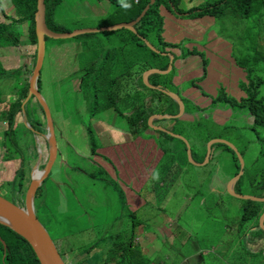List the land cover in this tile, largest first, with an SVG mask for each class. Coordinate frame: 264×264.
Returning a JSON list of instances; mask_svg holds the SVG:
<instances>
[{
	"label": "rangeland",
	"instance_id": "rangeland-1",
	"mask_svg": "<svg viewBox=\"0 0 264 264\" xmlns=\"http://www.w3.org/2000/svg\"><path fill=\"white\" fill-rule=\"evenodd\" d=\"M138 1L135 0V2ZM217 1L180 0L178 9L185 12L190 8H197ZM115 2L117 1L115 0ZM115 2L112 3L110 0H62L51 16L54 24H58V26L49 21L50 29L56 33L74 32L79 29H102L113 26L109 24L114 22L126 23L124 22L126 15L136 14L140 8V6L135 5L129 12H126L122 8L119 9ZM1 3L5 12L13 16L14 11H11L12 5L9 1L1 0ZM164 7L163 5L160 9V14L164 18V33L161 36V41L163 44L168 43L169 45H162L159 39H153L155 34L151 32L149 40L152 42H149L150 46L140 48L135 41V32L126 28L102 33H89L68 39H48L42 71L41 92L44 91L45 96H49V103L54 104L55 107L57 105L59 109L69 107L72 102H67L69 97L65 92L61 93L60 90L64 89L65 83L72 86L74 77L79 78L88 74L87 71L73 74V71L85 68L86 62L82 61L83 59L92 60L93 57L100 55L99 52H103V50L105 53L108 52L110 45H112V55L115 51L122 50L121 53H117L119 56L108 62V72L112 76L139 72L145 65V61L149 62L148 71H166L159 68L171 66L168 57L152 55L150 51L154 50L157 52L156 54L159 52L164 53V55L165 53L170 54L176 58L173 70L168 74L154 73L152 75H158L155 77L158 81V87L165 86L168 91L172 90V93L177 94L176 92H178L180 94L177 95L181 97L185 105V112L179 119H164L166 120L164 126L173 133L170 134L171 139L166 136L162 137L155 131L153 134L157 142L162 140L165 144L174 143L175 150L173 152L177 149L180 150L177 151L176 155L166 159L165 152L159 148L161 156L152 169L151 181L144 188L136 189V182L130 180L128 176L125 175L123 180L117 175L112 177L96 167L94 163H90V155L87 153L88 137L83 130L84 126H90L97 134L100 147L107 148L115 145L116 142L113 139L118 137L120 133L127 136L131 135L133 140L137 139L138 136L128 129L129 125L122 124L120 118L115 123L110 114L113 112L110 111L92 119L87 117V112L84 110L75 113V109H72L66 113V116L56 115L54 116L55 122L71 147L69 155L66 153L67 148H64L63 151L61 149V152H64L65 158L67 155L68 161H83L88 174H73L68 169L61 173V159L58 158L50 178L43 186L42 194L35 201L37 209H39L36 212L37 217L53 239H63L65 235L78 231L73 238L55 240V244L60 251L62 246L68 252L65 253L68 264H80L79 261H85L87 257L75 254L76 252L69 254V249L79 252L100 239L108 238L118 222H124L126 227L130 226L129 209L127 206L121 207L119 204L121 191L127 187L135 197L150 199V204L143 208L135 199L134 206L140 209L145 219L150 221L153 214H157L162 220L168 217L175 219L178 221L183 235V237L172 240V247H169L170 250L167 252L170 258L163 253H155L147 255L149 260L144 255L135 264H160L161 261H167L166 264H181L184 256L195 255L199 247L215 249L216 254L211 257L216 258V262L221 264L224 262H229V264H262V255L255 254V247L246 239V234L250 232V235L258 237L262 234L257 226H260L258 224L263 215L259 221L254 213L250 220L243 221L242 219L246 213L248 217L255 208L258 211L257 214L264 211V201L257 202L253 199L258 197L264 200V128H258L257 132L260 133L248 130L253 119L247 111L231 114V124L233 123L237 128H244L242 135L239 129L225 130L223 126L228 125V123H223L222 120L215 118L214 114L212 117L218 124L210 123L212 110L208 108L210 107L209 101L201 102L198 99L202 90L194 84V80L203 75V65L195 56L196 54H189V52L194 51L202 57L201 53L208 48L205 47L204 43L214 39L212 44L216 47L213 55L217 64L214 61L210 65V73L219 76L218 73L222 69L220 78L223 82L229 83L227 79H224L231 69V64L225 56L235 58L239 64L237 65L238 74L242 75L245 74L244 61L252 55L251 52H248V56L247 51L242 47L250 51L253 46L259 50L260 47L264 49V23L258 24L262 17L257 15L246 19L237 18L236 21L230 16L224 18L221 16H205L203 18H201L202 16H195L192 18L199 19H191L188 16L180 17L178 11L170 12L166 9L167 7H165L166 11ZM162 10L166 12L167 18L162 15ZM262 21L264 22V19ZM21 27L23 28L22 33L17 32V34L15 32L16 34L13 35V37H19V45L15 47L0 46V56L6 55V62H8L7 65L1 62L0 68L10 72L20 70V75L17 77H8V71L0 74V89L4 92L1 99L7 103H15L19 100L22 96L20 83L31 84V78L35 76L36 46L31 45L33 50L31 51L30 47L31 60L28 62L26 50L30 41L26 38L27 26L24 24ZM15 28L16 26H9L11 30ZM200 31L203 34H198ZM218 36L227 41L219 43L216 40ZM193 39L198 43H194ZM228 41L233 43V48L227 43ZM169 48H174L171 49L172 53ZM162 49H165V52H162ZM149 66L150 68H148ZM123 67L129 71H125ZM247 75L249 74L247 73ZM252 76L255 77V75ZM192 88L195 90L192 91ZM29 90L27 97L21 100L22 110L18 111V121L23 120L25 123L24 113L29 114L33 109L36 111L33 113L34 115L32 114V119L41 118L44 121L42 111L37 107L35 100L31 98V102H29L30 100L27 102ZM187 91H192L194 95L186 93ZM224 91H226L225 95L239 99V91L234 90L232 86ZM223 95L213 97L217 98ZM161 96L158 92V97ZM162 97L165 98V96ZM34 98L36 99V97ZM260 98H264V86L260 88ZM193 101L199 102L198 107L202 110L192 107ZM169 111H176V107L172 105ZM226 115L229 116L230 114L226 113ZM79 119H81L80 123L78 122ZM194 119L200 123L198 128L194 125ZM201 119L206 121L205 125ZM111 125H115L116 129L110 130L113 136H109L103 131V126L109 127ZM2 128L6 130L7 124L3 123ZM3 132L0 130V178L2 177L1 183L5 185V188L0 186V199L24 209L27 200L26 195L33 178L37 177L38 171L43 170L49 159V148L45 141L47 134L39 131H31V133L29 130H20L18 138L20 141L21 139L24 140L25 143L22 151H19L20 154H16L7 138V142L2 144L4 141ZM207 133L217 135L221 133L223 137L221 139L234 144L237 149L244 153L242 195L251 196L254 203L248 204L250 200L238 199L228 190V183L230 184L236 177V171L240 172L241 164L239 169L231 153L225 147L214 143L213 145L217 144L218 147L215 146L214 150L211 149L212 154L208 164L200 165L205 161V159L204 161L201 159L207 155L210 146L211 140L207 142L205 136ZM177 135L185 138L188 144ZM59 140L61 143L60 137ZM188 145L194 151V162L190 160L188 151H185V147L187 148ZM98 153L99 150H97ZM22 155L25 159L22 158ZM171 161L173 163L168 165ZM97 162L101 163L99 159ZM89 174H94L95 178L85 176ZM12 175L15 176L14 184L9 183ZM61 181L63 184L58 186V182ZM83 181L84 183H82ZM65 183L69 186L66 187ZM107 192H111L115 197L104 198ZM105 203H109L110 206L96 209L92 207L94 204ZM243 205L250 213L248 211L243 212ZM119 217L121 220L117 221ZM142 217L143 215L139 213L138 220ZM106 224L108 225L106 226ZM156 227L159 230L161 226L147 224L143 228L141 246L145 253H148V250L144 240L150 242L148 243L149 247H153L155 250L157 248L156 238L160 240L159 237H162L165 240L163 234L160 236V230L156 232ZM83 228H85L84 231ZM174 236H178L176 229ZM121 240L126 241L125 236H122ZM102 249L105 253L103 256H105L107 250L110 249L107 240ZM102 249H94L91 255ZM161 249L162 252L166 250V246L162 243ZM199 253L196 261L192 264L203 261V257L206 258L203 255L207 253L205 250ZM209 262L205 260L204 263ZM94 263L98 264L99 262ZM107 264H115V261Z\"/></svg>",
	"mask_w": 264,
	"mask_h": 264
},
{
	"label": "trees",
	"instance_id": "trees-1",
	"mask_svg": "<svg viewBox=\"0 0 264 264\" xmlns=\"http://www.w3.org/2000/svg\"><path fill=\"white\" fill-rule=\"evenodd\" d=\"M8 1L12 5L11 11H14V15L10 16L5 12L3 4L1 3L0 0V46L15 47L19 45L20 43L19 37L18 36L13 37V35L16 34L17 32L22 33L23 28L21 26L24 24L25 25L28 24L26 38L30 41L31 45L36 46V54H37L38 37L36 33L35 14L37 12L38 0H8ZM61 1L62 0H45L46 21L49 28H51L49 21H53L51 17L52 13L58 7ZM110 1L112 3L115 2V0H110ZM116 1L117 2H115V4L117 5V7L119 9L122 8L126 12H129L132 8L135 7V5L140 6L136 14L131 13L126 15V19L124 21L126 23L136 20L141 15V13L146 8V6L149 5L151 2V0H139L138 2H135V0H116ZM100 3L102 4V2ZM179 4H180V0H155V2L151 5L150 9L147 11L145 16L140 20V22H138L135 25V29L137 32L135 33L136 34L135 41L138 47L140 48L149 47V45L146 42H150V43L152 42V40L151 41L149 40L151 32L155 34V36H153V39H159V42L162 45H169L168 43L163 44L161 41V36L164 33V18L160 14V9L163 5L167 7L166 9L168 11L173 13L178 11L177 13L180 17L185 18L188 16L191 17V19H199V18H192L195 16H202L201 18L205 16H210V17L221 16L223 18L226 16H230L234 18L236 21L237 18L246 19L252 16L256 17L257 15H260V17L264 19V0H218L216 3H207L197 8H190L185 12L178 9ZM262 19L261 21H258L259 25H262L264 23ZM116 23L119 22H114L109 25H114ZM52 24H54V22ZM11 25L16 26V28L14 30L9 29V26ZM54 25L58 26V24H54ZM59 26H63V25H59ZM199 33L203 34V32L201 31L198 32V34ZM48 39L50 38H46L45 41L44 60L47 53L46 43ZM190 40H192V38H190ZM213 40L214 39H211L210 41L204 43L205 47L208 48L206 51L201 53L202 57H200L197 52L194 51L189 52V54L192 53L196 54L195 56H197V58L202 62L203 65L202 68L204 72L199 80L200 82H205L207 79L210 78V65L214 63V61L217 64L216 59H214L215 56L213 55L214 48L216 47L214 44H212ZM216 40L219 43H222V41H227L225 38L219 36L216 38ZM193 42L198 43L194 39ZM227 43L233 48L232 42L228 41ZM174 48H169L171 53H172L171 49ZM242 48L245 51H247V53L248 52L252 53V55L246 61H244L243 66H244L245 74L242 75L238 74L237 65L239 64L236 62L235 58H232L230 56H225L228 58V61L231 64L230 66L231 69L229 73L226 75V78L224 79V80L227 79L229 83L223 82L221 80L220 74L222 69H220V72L218 73L219 76H215L217 79H219L217 80L218 84L221 85L217 95H221V94L224 95L217 98L206 95L209 104H211L212 102V106L210 107V109L212 110L210 123H212L213 125L218 124L213 119L212 117L213 114L217 119H220L223 122H227L231 124L232 113L238 111H247L249 114H251L253 119L252 124L248 128V130L253 131L255 133H260L257 132L258 128L259 127L264 128V98H260V88L264 86V49H261L260 47L259 50L255 46H253L252 48L250 47L251 48L250 51L247 50L245 47ZM111 49H112V45H110L108 52L105 53V51L103 50V52H99L100 55L93 57L92 60L87 61V59H83L82 61L86 62L85 68L73 71L74 75L75 73L84 72V71H87L88 74L82 75L79 78L74 77L72 86L69 85L68 83H65L64 89L60 90L61 93L65 92L66 95L69 97V100L67 102H72L69 107L64 109H59L58 105L56 106L57 107L56 108L54 104L52 103L50 104L48 101L50 100L49 96H45L44 91L43 93L41 92V86L43 80L42 71L44 65V60H43V65L38 80V88L41 95L44 97L46 103L48 104L53 117L55 138L57 142V155L54 164L56 163L58 158L61 159V164H60L61 173H63L65 169H68L73 174L75 173L88 174V171L83 161L81 160L68 161L67 155L70 154L71 147L54 119V116L56 115L66 116L67 115L66 113H68L72 109H75L74 110L75 113H79L81 110L86 111L87 117L90 119L95 118L98 115H101L102 113H105L107 111H110L113 112L110 114L112 120L115 123L120 118L122 120V124L129 125L128 129L136 136H142L146 131H150V132L155 131L157 134L161 135L162 137L166 136L169 139H171L170 134L163 131L154 130L153 128H151L149 126V119L151 116L156 114L176 115L177 113H179V105L168 95L164 94L162 90L157 88H150L144 83L143 81L144 72L149 70L147 69V66L149 65L148 61H145V65H143V67L139 70V72L112 76L108 72L109 69L108 62L112 58L119 56L117 55V53H121L122 50L120 49L118 51H115L112 55ZM161 51L165 52V49H162ZM150 52L152 55H156V56L158 55L167 56L170 62V57H169L170 54L165 53L166 55H164V53L161 52L156 54L157 52L154 50H151ZM6 58H7L6 55L0 56V63L4 62L7 65L8 62H6ZM36 59H37V55H36ZM175 59L176 58H174L173 68H174ZM237 60H239V58H237ZM148 68H150V66ZM123 69L125 71H129L125 67H123ZM159 69L167 70L168 65ZM7 71L9 72L7 74L8 77H13V76L17 77L20 75L19 74L20 70L10 72L9 70L0 68V74L5 73ZM247 73L249 75H247ZM252 75H255V77H253ZM156 76L158 75H151L149 78V82L151 85L158 87V81H156L155 79ZM20 86H21L20 90L22 91L20 92L22 96L15 103L3 102L1 96L4 94V92L1 91L0 89V130L4 131L3 132L4 141L2 142V144H5L7 142L6 141L7 138L9 140V143H11V145L13 146V151L16 154H20L19 151L20 150L22 151L23 145L25 143L24 140L21 139L20 141V139L18 138V134L20 130L24 129V130H29L30 132L39 131L46 134L49 133L48 121L45 111L40 106L38 101L34 98L35 96H33L32 98L37 103V107L42 111L44 121L41 118L32 119V114L36 111V109L31 110L29 114L25 112L28 123L30 124L31 128H28L26 124L23 122V120L18 121L17 118L18 111L22 110L21 100L27 97L30 84L27 83L25 85L23 82H21ZM198 86L203 88L201 84H199ZM231 86L234 90L239 91L238 100L231 97L230 95H225L226 91L224 90ZM161 87L166 89L165 86H161ZM158 92H160L162 96H165V98H163L162 96L158 97ZM176 93L179 94L178 92ZM29 102H31V100ZM172 105L176 107V111H172V112L169 111ZM191 105L192 107L202 110L196 104H191ZM226 113H229L230 115L227 116ZM201 120H203V123L205 125L206 121L204 119ZM80 121L81 119L78 120L79 123ZM165 121L166 120L154 121L153 125L165 127L164 126ZM3 123L7 124L6 130L2 128ZM158 123H162V124H158ZM194 125L198 128L200 123L196 119H194ZM57 128H58V132H57ZM223 128L225 130L233 129V127H231L230 125H224ZM235 129H239L240 134L241 135L243 134L244 128L235 127ZM83 130H84V134L88 137L87 153L91 156L93 160L92 161L89 156L90 163L91 164L94 163L96 167L100 168L102 171L109 174L105 166L102 163L97 162V159L99 157V155L97 154V150L101 148L100 141L98 137H96L97 134L88 125L84 126ZM43 133L41 134L43 135ZM205 136L207 138V142L212 139L223 138L221 136V133L218 135L215 133H207L205 134ZM59 137L61 139V143ZM157 144L158 147L165 152L166 159H168L169 156L172 157L176 155L177 151L180 150L177 149L175 152H173V150H175L174 143L165 144L162 142V140H160L159 142H157ZM220 145L225 147V149L231 153L235 163H237V166L240 169V161L234 150H232L228 145L225 144H220ZM215 146L218 147L217 144H215L212 148L214 149ZM64 148H67L66 158L63 155L64 152L63 153L61 152V149L63 151ZM185 151H187L186 147H185ZM238 151L244 159V153H242L239 149ZM193 152L194 151L192 150V154ZM205 157L206 156L204 155L201 161H204ZM22 158H24L23 155ZM172 163L173 162L171 161L168 163V165H171ZM6 168L9 169L8 166H6ZM52 170L53 167L51 169V172ZM51 172L49 174V177L38 188L35 196L36 199H38V197L42 194L43 186L44 184H46V181L50 178ZM238 173L239 172L236 171L235 175H237ZM85 176L89 178L91 177L93 179L95 178L94 174H89ZM1 180L2 177L0 178V186L5 188V185L1 183ZM14 181H15V176L12 175L11 181L9 183L14 184ZM82 183H84V181ZM62 184H63L62 181L58 182V186H61ZM64 185L66 187L69 186L67 183H65ZM19 186L21 187L20 183ZM242 187H243V174L240 180L236 184L235 191L238 192L239 194H242ZM111 197H115L114 194H112L111 192H107L104 196V198L106 199H109ZM249 203L251 204L254 202L250 200L248 201V204ZM119 204L121 207L127 206L122 191L120 194ZM109 206H110L109 203H105L100 205L94 204L92 207L93 209H96L102 207L108 208ZM35 208L37 212V210L39 209H37L36 204H35ZM242 209L243 212L248 211L244 205L242 206ZM257 212L258 211L255 208L251 213L249 212L250 214L248 217L246 213L244 219L242 220L243 221L250 220V217L254 213L256 214L255 216H257L259 221L260 217L264 214V211H262L260 214H257ZM128 216L131 217L130 226L126 227L124 222L117 223V226L113 230V233L109 236L111 241V246L110 249L107 250L108 252H106L105 256H103L105 253L101 246L105 245V240H107V238L100 239L95 244L79 252L69 249L70 251L69 254H71L72 252H76L75 254L86 256L87 259L85 261H79L80 264H97L94 263L96 261L99 262L98 264H107L108 262H112V261H115V264H135L140 259H142L144 255L147 258L146 255L154 254L155 249L153 247H149L148 243L150 242H146L144 240V243L147 246L148 253L143 252L141 246L142 243L141 236L143 234L142 233L143 228L146 225L145 218L142 217L139 218L138 220V216L134 212H129ZM120 217L117 219V221L121 220ZM107 225L108 224H106V226ZM257 228H259L262 234L259 235L258 237V236H252L250 235V232H247L246 239L251 243V245H253L256 249H258V254H261L263 256L264 230H262L260 226H257ZM84 229L85 228H83L82 230L84 231ZM77 233L78 231L69 235H65V238L68 239L69 237L74 236ZM122 236H125L126 241L121 240ZM63 239L59 238L53 240L55 242V240H63ZM69 243L70 242L68 241V244ZM100 248L102 250L95 252L91 255L94 249H100ZM215 251H216L215 249L213 250L211 249L210 252L207 254L209 257L206 256L205 259L207 261L209 259L210 262L212 261L216 262L217 261L216 258L211 257L214 256V254H216ZM59 253L63 258V260L66 262L65 253L68 252L64 250L61 246V251L59 250ZM0 264H40V261L38 260L33 248L26 239H24L22 236H20L10 228L0 224Z\"/></svg>",
	"mask_w": 264,
	"mask_h": 264
},
{
	"label": "water",
	"instance_id": "water-1",
	"mask_svg": "<svg viewBox=\"0 0 264 264\" xmlns=\"http://www.w3.org/2000/svg\"><path fill=\"white\" fill-rule=\"evenodd\" d=\"M155 2V0H151L150 4L146 6V8L143 10L141 15L132 22L129 23H119L113 26H109L102 29H79L74 32H66V33H56L52 31L46 21V3L45 0H38L37 4V12L35 14V22H36V33L38 37V46H37V59H36V68H35V76L31 78V84L29 86V98L30 100L33 96L36 97V100L40 104V106L45 111L47 121H48V129L49 133H47V142H48V148H49V159L43 170L38 171L37 177L33 178L32 184L29 187V191L25 204V208L18 207L15 204H11L9 202H6L2 199H0V224L3 226H6L22 236L24 239H26L31 247L33 248L38 260L40 261V264H67L63 258L61 257L59 250L47 232V230L44 228V226L39 221L37 214H36V208H35V201H36V192L38 188L42 185V183L49 177V174L51 172V169L54 165L56 155H57V142L55 138V131H54V123H53V117L50 111L49 106L47 105L44 97L41 95L39 88H38V80L40 77L41 68L43 65L44 55H45V41L46 38L50 39H68L73 38L79 35L89 34V33H102L104 31H114L118 29L126 28L130 31H133L135 33V25L140 22V20L145 16L147 11L150 9L151 5ZM149 46V42H146ZM166 55V54H165ZM170 62L171 66L168 67V70L166 71H148L144 73L143 75V81L144 83L149 86L150 88H157L162 90L166 93L170 98H172L178 105H179V113L176 115H169V114H156L150 117L149 119V126L153 128L154 130L163 131L168 134H173L170 130L154 126L153 122L157 120H164V119H179L185 112V105L181 99L180 96H178L175 93H172L171 91L164 90L160 87H155L150 84L149 78L154 73L159 74H168L172 68H173V62H174V56L170 55ZM24 121L28 128H31L30 124L28 123L27 116L24 113ZM181 140L186 142L188 144V141L183 138L180 135H177ZM210 146L208 148L207 155L205 157V161L203 164H207L209 162V159L212 154V147L214 143L217 144H225L228 145L231 149L234 150V152L237 154L240 160L241 164V170L236 175V177L228 184V190L235 195L239 199H246L251 200V196H245L242 194H239L235 191V187L237 182L240 180L243 169H244V159L239 153L237 147L220 138L213 139L210 142ZM188 156L192 162L193 161V154L190 145L187 146ZM40 184V185H39ZM254 200L257 202H263L264 200L258 197H254ZM253 201V200H251ZM260 228L264 230V214L261 217V222H259Z\"/></svg>",
	"mask_w": 264,
	"mask_h": 264
},
{
	"label": "crops",
	"instance_id": "crops-1",
	"mask_svg": "<svg viewBox=\"0 0 264 264\" xmlns=\"http://www.w3.org/2000/svg\"><path fill=\"white\" fill-rule=\"evenodd\" d=\"M162 15L165 18H167V14L163 10H162ZM26 26H28V24H26ZM30 47L32 51L33 48L31 44L28 43V48L26 50L28 62L31 60ZM201 77L196 78L194 80V84L197 86L201 84L203 86L204 89L198 86L202 90L199 93L200 97L198 99L201 102H203V101H207L206 95L216 96L221 85L218 84L217 80L219 79H217L215 75L212 73H210V78L207 79L205 82L199 81ZM194 90L195 88H192V91ZM192 91L190 92L187 91L186 93L193 94ZM193 103L199 106V102L193 101ZM202 108H205V107H202ZM110 130H116L115 125H111L109 127L103 126L104 133L109 136H113ZM131 138H132L131 135L127 136L124 133H120L118 137L113 139L116 142L114 146H110L107 148H103L102 146L100 149H98L99 150L98 159L105 166L110 176L115 177V175H117L118 177H122V180H123V177L126 175L130 178V180H134L136 182V186H137L136 189H142L151 181L152 169L153 167H155L157 160L161 156V151L159 150V147H158V144L154 137L153 132L146 131L142 136L136 137L137 138L136 140H133ZM124 191L122 190V194L124 195V200L127 203L129 212H134L137 216L140 213L145 218L144 214L140 211V209L134 206L135 199L139 201V206L142 208L150 204L149 202L150 199L135 197L133 193L130 190H128L127 187H124ZM163 215L166 217L165 214ZM145 220H146L145 226H147V224L148 225L154 224V225L161 226L159 228V230L161 231L160 236L163 234L165 236V240L162 237H159L160 240L156 238L157 248L155 250V253H163L164 255L169 257L167 252L170 250L169 247H172V240L177 239L178 237H183L182 233L180 232V226L178 224V221L170 217L165 218V220H162L160 217L157 216V214H153L151 216L150 221L147 218ZM175 229L178 232V236L176 237L174 236ZM155 230L156 232L159 231L157 227L155 228ZM71 237L73 238L74 236H71ZM109 239L110 237L107 238V241H109ZM161 243L166 246V250L164 252H162ZM101 247L103 248L104 246H101ZM202 250H205L207 252L206 254H203V255L209 257L207 254L210 252V249H203L199 247L195 255L184 256L183 262L181 264H192L194 261H196L197 256L200 254L199 252ZM255 254L258 255V249L256 248H255ZM148 256H147V259L149 260ZM262 257H263L262 264H264V252H263ZM202 259L203 261L198 262L197 264H205L204 262L206 259L204 257ZM166 262L167 261H161L160 264H166ZM207 264H221V263L212 261ZM224 264H229V263L224 262Z\"/></svg>",
	"mask_w": 264,
	"mask_h": 264
},
{
	"label": "clouds",
	"instance_id": "clouds-1",
	"mask_svg": "<svg viewBox=\"0 0 264 264\" xmlns=\"http://www.w3.org/2000/svg\"><path fill=\"white\" fill-rule=\"evenodd\" d=\"M204 97H205V95H204ZM195 104V103H194ZM48 105V104H47ZM212 106V102H211V104H210V107ZM210 107H208V108H210ZM215 116V115H214ZM223 123H227V122H223ZM221 125V124H220ZM228 125H230L231 127H233V129H235V127H234V125L233 124H230V123H228ZM213 140V139H212ZM46 141V144H47V147H48V142H47V140H45ZM214 146V145H213ZM213 149V148H212ZM211 158V157H210ZM175 238V237H174ZM109 246H111V241H110V239H109Z\"/></svg>",
	"mask_w": 264,
	"mask_h": 264
}]
</instances>
